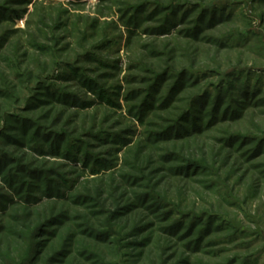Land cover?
Here are the masks:
<instances>
[{
	"label": "rangeland",
	"instance_id": "374dc122",
	"mask_svg": "<svg viewBox=\"0 0 264 264\" xmlns=\"http://www.w3.org/2000/svg\"><path fill=\"white\" fill-rule=\"evenodd\" d=\"M0 264H264V0H0Z\"/></svg>",
	"mask_w": 264,
	"mask_h": 264
}]
</instances>
